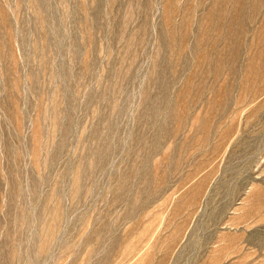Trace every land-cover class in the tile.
Here are the masks:
<instances>
[{
  "label": "rangeland",
  "instance_id": "1",
  "mask_svg": "<svg viewBox=\"0 0 264 264\" xmlns=\"http://www.w3.org/2000/svg\"><path fill=\"white\" fill-rule=\"evenodd\" d=\"M0 264H264V0H0Z\"/></svg>",
  "mask_w": 264,
  "mask_h": 264
}]
</instances>
